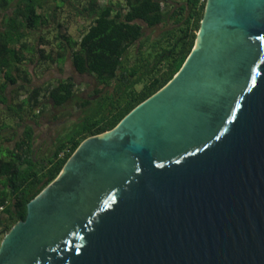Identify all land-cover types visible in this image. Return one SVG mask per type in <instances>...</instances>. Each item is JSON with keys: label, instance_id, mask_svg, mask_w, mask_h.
<instances>
[{"label": "water", "instance_id": "obj_1", "mask_svg": "<svg viewBox=\"0 0 264 264\" xmlns=\"http://www.w3.org/2000/svg\"><path fill=\"white\" fill-rule=\"evenodd\" d=\"M0 264H264V0H205L177 72L79 143Z\"/></svg>", "mask_w": 264, "mask_h": 264}, {"label": "trees", "instance_id": "obj_2", "mask_svg": "<svg viewBox=\"0 0 264 264\" xmlns=\"http://www.w3.org/2000/svg\"><path fill=\"white\" fill-rule=\"evenodd\" d=\"M165 1L89 0L77 10L89 21L74 38L60 31L51 37L44 28L64 0H0V203L6 202L0 234L24 219L27 202L56 177L83 139L111 129L180 68L205 0L168 7L161 5ZM66 54L76 73L91 78L87 96L72 77L32 84L28 62L61 64ZM69 104L78 105L80 114L43 147L35 127L44 112L56 119L52 109Z\"/></svg>", "mask_w": 264, "mask_h": 264}, {"label": "rangeland", "instance_id": "obj_3", "mask_svg": "<svg viewBox=\"0 0 264 264\" xmlns=\"http://www.w3.org/2000/svg\"><path fill=\"white\" fill-rule=\"evenodd\" d=\"M89 0H64L61 7L55 8L54 18L50 20L44 28L48 29L50 36L53 37L57 31L66 32L72 37L79 36L81 30L86 26L89 19L84 17L85 12L82 14L77 13L82 7L88 4ZM100 5L109 1L116 3L123 0H96ZM170 0H167V2ZM174 1V0H171ZM178 1V0H177ZM59 3H62L60 1ZM164 5V3H163ZM168 7L167 5H165ZM51 8L53 9V3ZM51 8L48 10L51 12ZM58 23L60 26H58ZM53 40V39H52ZM55 44V40H53ZM48 49V46H45ZM27 68L31 73L33 85H45L47 82H55L58 78L72 77L76 82L77 88H79L80 95L87 96L91 92V78L86 75H80L74 70L69 55H65V59L61 64L50 61H35L28 62ZM0 105V109H1ZM52 113L56 116V119L52 118V115L46 111L40 120V125L35 127L37 141L40 144L48 146L54 137L61 135L71 124L72 118H75L80 114V108L76 104H69L63 108L52 109ZM70 113V114H68ZM1 155V150H0ZM2 233L0 234V237Z\"/></svg>", "mask_w": 264, "mask_h": 264}, {"label": "crops", "instance_id": "obj_4", "mask_svg": "<svg viewBox=\"0 0 264 264\" xmlns=\"http://www.w3.org/2000/svg\"><path fill=\"white\" fill-rule=\"evenodd\" d=\"M185 0H174V1H168L167 2V0L164 2V4L166 5V4H168V5H178V4H181V3H183ZM4 192V188H3V186L0 184V195L2 194Z\"/></svg>", "mask_w": 264, "mask_h": 264}, {"label": "built area", "instance_id": "obj_5", "mask_svg": "<svg viewBox=\"0 0 264 264\" xmlns=\"http://www.w3.org/2000/svg\"><path fill=\"white\" fill-rule=\"evenodd\" d=\"M200 1H204V0H200ZM161 5H163V3L161 2ZM5 203H0V222H1V218L3 217L4 214V208H5Z\"/></svg>", "mask_w": 264, "mask_h": 264}, {"label": "bare ground", "instance_id": "obj_6", "mask_svg": "<svg viewBox=\"0 0 264 264\" xmlns=\"http://www.w3.org/2000/svg\"><path fill=\"white\" fill-rule=\"evenodd\" d=\"M9 200V199H8Z\"/></svg>", "mask_w": 264, "mask_h": 264}]
</instances>
